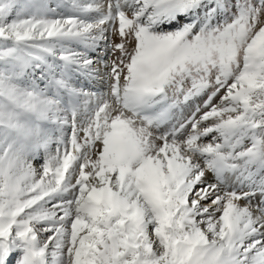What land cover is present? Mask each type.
<instances>
[{
    "label": "snow or ice",
    "instance_id": "snow-or-ice-1",
    "mask_svg": "<svg viewBox=\"0 0 264 264\" xmlns=\"http://www.w3.org/2000/svg\"><path fill=\"white\" fill-rule=\"evenodd\" d=\"M0 264H264V0H0Z\"/></svg>",
    "mask_w": 264,
    "mask_h": 264
}]
</instances>
